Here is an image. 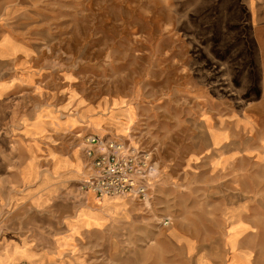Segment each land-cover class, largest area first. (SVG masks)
<instances>
[{
	"label": "rangeland",
	"instance_id": "374dc122",
	"mask_svg": "<svg viewBox=\"0 0 264 264\" xmlns=\"http://www.w3.org/2000/svg\"><path fill=\"white\" fill-rule=\"evenodd\" d=\"M7 1L0 26L9 46L29 47L25 54L39 57L63 84L66 113L54 114L71 123L77 117L72 125L82 130L74 135L83 146L97 135L147 160L148 196H109L122 197L121 207L98 216L108 224L98 219L86 226L100 230L72 228L69 264H197L198 252H217V202H238L241 190L256 183L245 178L255 166L242 157L255 142L245 127L247 118L256 120L263 92L250 6L235 0ZM27 57L10 75L32 71ZM37 88L35 97L29 93L19 102L42 115L52 97ZM127 104L135 107L131 138L87 128L91 115ZM224 152L232 157L230 175L209 180L203 163ZM88 166L72 188L71 220L90 194L81 189ZM15 223L9 204L0 210V242L15 237Z\"/></svg>",
	"mask_w": 264,
	"mask_h": 264
},
{
	"label": "crops",
	"instance_id": "0c3cea01",
	"mask_svg": "<svg viewBox=\"0 0 264 264\" xmlns=\"http://www.w3.org/2000/svg\"><path fill=\"white\" fill-rule=\"evenodd\" d=\"M234 3L250 6L263 85L256 120L247 118L245 127L247 133H255V142L242 150V157L255 166L244 173L245 178L250 177L256 183L254 188L241 190L240 197L243 198L238 202H217V213L212 222L217 230L214 243L218 251L198 252L193 259L197 264H264V0H235ZM7 4V0H0V20L6 18ZM6 37L7 33L0 26V210L9 204L15 205L17 231L15 237L9 239L11 245L17 244L26 252L17 255L20 261L69 264L73 248L71 192L89 163L80 134L74 135L82 128L73 126L67 115L54 114L66 113L67 105L61 99L63 84L57 75L54 76L55 72L48 71L39 57L25 54L30 51L27 46L24 49L20 46L14 53ZM26 55L31 66L28 68L32 71L25 72L24 78L16 71L10 75ZM9 60H12L11 69ZM38 85L43 92L49 89L48 97H52L53 103L43 109L42 115L39 109H23L25 106L19 102L29 93L35 97ZM232 162L228 152L218 157L214 153L207 157L203 166L211 180L212 176L230 175L227 170L230 171ZM86 199L80 208L96 210V197L90 193L86 194ZM210 214L211 210H208V216ZM98 219L101 225L108 224L103 216H96ZM198 219L200 222L199 206ZM101 225L91 227L97 231L102 229ZM91 227L79 226L78 230Z\"/></svg>",
	"mask_w": 264,
	"mask_h": 264
},
{
	"label": "built area",
	"instance_id": "2783aa9c",
	"mask_svg": "<svg viewBox=\"0 0 264 264\" xmlns=\"http://www.w3.org/2000/svg\"><path fill=\"white\" fill-rule=\"evenodd\" d=\"M86 142L90 171L81 182L83 192L92 193L98 200L105 196L142 199L148 196L151 187L145 180L147 160L141 158L136 149L126 147L118 140L97 135H88Z\"/></svg>",
	"mask_w": 264,
	"mask_h": 264
},
{
	"label": "bare ground",
	"instance_id": "6f19581e",
	"mask_svg": "<svg viewBox=\"0 0 264 264\" xmlns=\"http://www.w3.org/2000/svg\"><path fill=\"white\" fill-rule=\"evenodd\" d=\"M11 50H16L11 46ZM135 107L131 104L124 106L113 107L102 114L91 115L88 119V129H92L98 134H102L107 129H112L113 132L120 137L126 139L131 138L130 129L132 128L135 119ZM83 114L87 111L82 110ZM80 113V116H84ZM77 122V117L72 116V124ZM122 197H109L105 196L103 200L98 201L96 210L92 211L90 208H81L74 219L71 220L70 225L74 229H78L79 226H90L92 223H97L96 216L106 212L107 214H113L116 208L119 206V202ZM3 243V244H2ZM26 254L23 248L19 245H11L10 239L6 242H0V264H18L20 263V257L17 255ZM32 262V261H31ZM30 262V263H31ZM32 264V263H31Z\"/></svg>",
	"mask_w": 264,
	"mask_h": 264
}]
</instances>
